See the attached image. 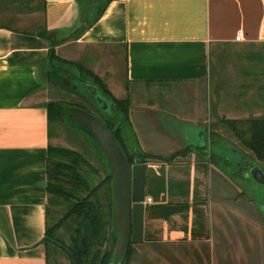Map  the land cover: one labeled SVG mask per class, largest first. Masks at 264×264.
<instances>
[{
    "label": "crops",
    "instance_id": "crops-1",
    "mask_svg": "<svg viewBox=\"0 0 264 264\" xmlns=\"http://www.w3.org/2000/svg\"><path fill=\"white\" fill-rule=\"evenodd\" d=\"M32 5L29 20L37 24L41 18L36 29L0 25V264H48L43 239L51 223L47 159L52 138L50 101L39 94L51 84L53 51L68 57L72 49L93 61L100 78L107 75L104 81L115 97L122 91L116 98L130 99L135 145L170 159L150 162L148 170L164 168L168 185L170 180L186 184L160 203H188L189 211L169 220L146 211V242L209 243L210 256L223 249L224 241L228 249L237 243L235 249L245 254L231 264H264V215L231 208L242 201L244 179L213 177L207 144L172 159L180 152L179 137L161 127L177 119L197 126L209 106L216 114L233 77L240 81L235 104L264 108V0H114L85 32L77 0H34ZM190 156V180L173 179V165ZM147 196L152 198L148 184ZM216 203L229 208L213 211Z\"/></svg>",
    "mask_w": 264,
    "mask_h": 264
},
{
    "label": "trees",
    "instance_id": "trees-1",
    "mask_svg": "<svg viewBox=\"0 0 264 264\" xmlns=\"http://www.w3.org/2000/svg\"><path fill=\"white\" fill-rule=\"evenodd\" d=\"M29 0H2V2L13 6H27ZM45 2V0H42ZM80 6L83 21L87 24L82 27V32L92 28L103 17L107 8L114 0H77ZM46 33L41 36H45ZM71 75L74 80L80 84V90L85 92L82 97L90 105L97 110V113L85 105L70 103L66 101H52L47 104L50 134L52 138V126L55 121H65L73 124L78 130L83 132L94 144L95 148L103 158L107 174L103 181L97 186H92L86 177V170L89 168L88 161L79 153L50 145L48 148L47 159V190L49 193V218L55 207L64 204L65 212L63 216L55 223H49L43 243L48 249V264H51V253L54 256L61 252L70 261V264H112L115 247L118 241V233L113 226V191L112 180L113 175L110 172L106 159L95 141L87 135L75 121L70 117L69 110L71 107L83 108L96 117H98L109 129L115 131L116 138L127 155L131 164L150 162H167L169 158L158 155L145 153L140 147L136 146V140L131 130L130 107L131 102L127 97L125 99L116 98L104 81L94 72L86 68L84 65L66 60L53 51L52 69L47 74L50 83L58 88L71 90L64 83L65 77ZM87 85L97 88L103 96L110 101V111H104L87 90ZM82 86V88H81ZM73 91V90H72ZM222 123L226 125L239 138L244 146L252 151L256 159H250L253 165L259 162L264 163V118L249 119L246 121L223 119ZM211 132L207 129V161L218 158L224 160L214 150L210 149ZM132 143L133 148H129ZM216 143V141H215ZM198 149V148H197ZM202 151V149H199ZM191 149H184L172 155V159L177 157H187ZM199 152V151H198ZM255 163V164H254ZM220 165L222 166L223 164ZM218 165V166H220ZM249 166V165H248ZM248 166L238 167L233 171L240 174V169L249 172ZM224 167V166H222ZM228 170V169H227ZM232 171V170H231ZM95 172V171H94ZM90 174V173H89ZM91 175V174H90ZM236 175V176H237ZM237 178V177H233ZM250 179H252L250 177ZM246 180V179H245ZM244 185V184H242ZM169 188V189H168ZM179 189H186L185 183H174L170 180L169 185L164 174H155L152 178L148 177V194L156 204L147 207V212L154 219L169 220L176 214H183L189 211L188 203L182 204H161L160 199L166 194L170 196ZM197 215L203 217L200 209L195 211ZM112 229V236L108 229ZM62 230L68 235L70 244H66L64 236H61ZM112 237L115 247L112 249L105 248L107 242ZM133 243L130 244L124 264L132 252Z\"/></svg>",
    "mask_w": 264,
    "mask_h": 264
},
{
    "label": "rangeland",
    "instance_id": "rangeland-1",
    "mask_svg": "<svg viewBox=\"0 0 264 264\" xmlns=\"http://www.w3.org/2000/svg\"><path fill=\"white\" fill-rule=\"evenodd\" d=\"M32 4H34V0H29L27 6H13L8 2L4 3L2 2V0H0V25L10 26L17 30H32V26H34L36 29L37 25H40L41 23V18L36 21L37 24H34L35 20H33V17L31 21L29 20V15L35 9V6H33ZM76 52V49H72V51L68 52L71 53L70 56L66 57L61 53H59V56L64 59H69V61L80 63L92 72L97 73L96 71L98 69L96 68L98 67L93 64V61L91 62L86 61V59H81L76 55ZM105 77L106 78L101 79L104 81L107 79V75ZM232 79L234 85H232V89H230L231 92L226 99L224 98V102L219 105L220 108L218 109L216 114L209 111V106L207 116H202L197 119V126H194L195 124L192 125L193 123L189 121L177 119L171 121L170 123L167 122L164 125L161 122V127L164 126L163 129H165V131L170 130V133L177 134V136L179 137L178 141L181 144L180 151H183L186 148H195L193 146H195L198 142L207 144V137H205V135H202V133L204 131L205 133H207L208 129V131H210L212 134V136H210V146L212 148H215L214 151L223 159H227L229 163L226 164L224 160H219L218 158L212 159V161L210 162L213 167L211 168L212 176L220 178L237 177V179L240 180L244 179V177L247 178V180L244 179V185L240 187L242 188L241 190L243 193L242 201L240 203H236V205L231 206V208L253 209L255 211L258 210L264 215V185H260L253 181V179H250L248 171H246V176H244V170H242L239 175L235 174L233 176L232 174L237 166L235 164L238 162L236 160L238 156H236V153H234L233 151H237L239 154H241V167L243 168H245V166H248L249 164H253L250 159H256L255 155L252 151L244 146L243 142L239 138H237L233 131H231L226 125L222 123V120L224 118L240 121L264 118V108H259L253 105H243L239 103L235 104V96L233 94L237 92L236 87L240 83V81L235 77H233ZM64 83L73 91L71 90L70 92V90L68 89L65 90L63 88H58L53 83H51L47 84V88H45L42 93L39 94L40 97L50 102L66 101L70 103L82 104L97 113V110L94 107L91 108L90 105H88V103L82 97V95H85V92L79 89L80 84L76 80H74L71 75H67L65 77ZM121 94L122 91L120 90L116 93V97L122 96ZM113 95L115 96V94ZM51 126V145L59 148L70 149L81 154L88 161L89 166H91L95 171H91L89 168H87L85 174L86 177L88 178L92 186L99 185L100 182L103 181L106 177L107 168L103 158L100 156L91 140L83 132L78 130L73 124H70L68 122L55 121L51 124ZM129 131L131 132L130 129H128V132ZM129 148H133L132 143L129 144ZM191 158L192 156H190V158L188 157L178 160V162L173 165L175 167H171L172 169L169 172L173 173V179H179L180 181L190 180ZM245 160H248L249 163H245ZM220 162L224 167L220 165ZM256 166H258L264 172V163L259 162L258 164H256ZM156 173L165 175V170L164 168H162L158 169L157 171L154 168H150L147 175L148 177L152 178ZM223 208L228 209L229 207H224L222 205L218 206V203H216L215 207L214 205H212L211 209H213V211H218ZM53 212L54 213L51 214V224L55 223L63 216L65 212L64 204L55 207ZM259 219L261 220L262 225V217L260 216ZM152 227V229L155 228L154 224H152ZM108 231L112 236V229L109 228ZM66 234L67 232L65 230H62L61 236H64L65 243L69 245L70 241L68 239V235L65 236ZM213 236L215 235L213 234ZM110 238L111 240L107 242L105 248L112 249L115 247L114 239L112 237ZM222 244L223 249L217 248L216 251H214V253H212L210 256L211 248L209 247V243L182 242L170 245H160L152 244L150 242L147 243L145 240V242L142 244H134V246L132 247V252L128 256L124 264H231V261H234L236 258H240L241 255L245 254L244 252H240L235 249L239 246V244L237 243H232L231 249H228V242L224 241ZM206 246L207 250L205 248ZM238 253L239 255L237 256ZM233 256L234 258L231 260V257ZM51 258V264H70L69 259L61 252H58L56 256H54V253L52 252Z\"/></svg>",
    "mask_w": 264,
    "mask_h": 264
},
{
    "label": "water",
    "instance_id": "water-1",
    "mask_svg": "<svg viewBox=\"0 0 264 264\" xmlns=\"http://www.w3.org/2000/svg\"><path fill=\"white\" fill-rule=\"evenodd\" d=\"M87 90L99 107L104 111H110V101L97 88L87 85ZM69 115L99 146L113 175V226L118 233V241L112 264H122L130 244H142L145 241L148 165L145 163L132 165L120 146L115 131L109 129L89 111L71 107ZM202 135H205V131ZM205 146L206 143L202 142L196 144L198 149ZM233 152L238 156L236 164L241 166V154ZM244 162L249 163L248 160ZM248 170L253 181L264 185V172L258 166L249 164Z\"/></svg>",
    "mask_w": 264,
    "mask_h": 264
},
{
    "label": "built area",
    "instance_id": "built-area-1",
    "mask_svg": "<svg viewBox=\"0 0 264 264\" xmlns=\"http://www.w3.org/2000/svg\"><path fill=\"white\" fill-rule=\"evenodd\" d=\"M242 40H243V35H242V34H239V35L237 36V41H242ZM146 203H147L148 205L153 204V203H154V200H153L152 198L147 197V199H146Z\"/></svg>",
    "mask_w": 264,
    "mask_h": 264
},
{
    "label": "flooded vegetation",
    "instance_id": "flooded-vegetation-1",
    "mask_svg": "<svg viewBox=\"0 0 264 264\" xmlns=\"http://www.w3.org/2000/svg\"><path fill=\"white\" fill-rule=\"evenodd\" d=\"M235 165H237V164H235ZM237 166H238V165H237ZM238 167H240V166H238ZM242 170H244V171H245V173H244V176H246V175H247V172H246L247 170H245V169H242ZM242 170L240 169V173L242 172ZM244 171H243V172H244ZM244 176H243V177H244ZM244 179H246V180H247V178H245V177H244Z\"/></svg>",
    "mask_w": 264,
    "mask_h": 264
}]
</instances>
